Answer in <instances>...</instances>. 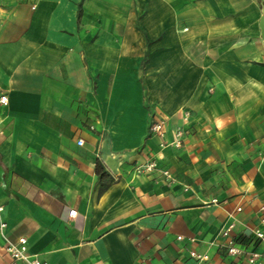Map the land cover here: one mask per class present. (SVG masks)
Instances as JSON below:
<instances>
[{
  "label": "crops",
  "instance_id": "0c3cea01",
  "mask_svg": "<svg viewBox=\"0 0 264 264\" xmlns=\"http://www.w3.org/2000/svg\"><path fill=\"white\" fill-rule=\"evenodd\" d=\"M262 15L264 0H0L6 238L47 264L264 253ZM176 129L182 145L161 146Z\"/></svg>",
  "mask_w": 264,
  "mask_h": 264
},
{
  "label": "built area",
  "instance_id": "2783aa9c",
  "mask_svg": "<svg viewBox=\"0 0 264 264\" xmlns=\"http://www.w3.org/2000/svg\"><path fill=\"white\" fill-rule=\"evenodd\" d=\"M0 102L4 104L6 102V97L1 96ZM150 131L153 134H161L164 132V121H156L151 127ZM184 136V132L181 129H176L172 132V138L169 143H162L161 146H173L178 148L182 145V139ZM78 145L81 146L83 144L82 140H78ZM155 168L154 161H150L143 168L145 171H151ZM139 169V168H138ZM166 174V172L164 173ZM240 211V208L237 209ZM264 212V208L261 209ZM3 212V205L0 204V238L3 239V243L0 245V251H3L9 258V264H19L20 262H27L28 264H47L46 262L40 261L38 258L29 254L27 249V240L24 237L19 238L16 242L9 241L5 236V228L6 223L1 218ZM75 211H70L69 215H75ZM261 223H264V216L260 219ZM234 227V224L231 223L228 228L223 232V235H227L228 232ZM254 238L259 241L261 244H264V231L254 230L253 231ZM181 239V237H178ZM227 254L230 256H236L241 253V250L237 248L233 241H230L227 245ZM190 256L194 258L198 263L203 262L207 259L205 255L197 254L196 252H191ZM262 257H264V253L250 252L246 258V264H264L262 261Z\"/></svg>",
  "mask_w": 264,
  "mask_h": 264
},
{
  "label": "trees",
  "instance_id": "16d2710c",
  "mask_svg": "<svg viewBox=\"0 0 264 264\" xmlns=\"http://www.w3.org/2000/svg\"><path fill=\"white\" fill-rule=\"evenodd\" d=\"M96 173H97V176L99 178V181H101L103 179V177L106 176L105 172H103V170L101 169V167L99 165H97L96 167ZM110 182V181H108ZM106 187V184H101V188H105Z\"/></svg>",
  "mask_w": 264,
  "mask_h": 264
},
{
  "label": "water",
  "instance_id": "95a60500",
  "mask_svg": "<svg viewBox=\"0 0 264 264\" xmlns=\"http://www.w3.org/2000/svg\"><path fill=\"white\" fill-rule=\"evenodd\" d=\"M259 27H260V34H261V39H262V45H264V15H262V17L260 19Z\"/></svg>",
  "mask_w": 264,
  "mask_h": 264
}]
</instances>
